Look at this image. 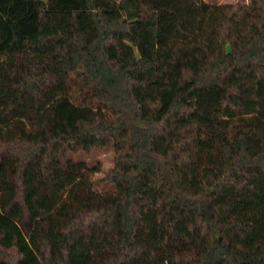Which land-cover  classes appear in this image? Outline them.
<instances>
[{"label":"trees","instance_id":"trees-1","mask_svg":"<svg viewBox=\"0 0 264 264\" xmlns=\"http://www.w3.org/2000/svg\"><path fill=\"white\" fill-rule=\"evenodd\" d=\"M0 264H264V0H0Z\"/></svg>","mask_w":264,"mask_h":264},{"label":"rangeland","instance_id":"rangeland-1","mask_svg":"<svg viewBox=\"0 0 264 264\" xmlns=\"http://www.w3.org/2000/svg\"><path fill=\"white\" fill-rule=\"evenodd\" d=\"M250 0H218L220 3L225 2H242L248 3ZM23 58V56H22ZM21 59V58H19ZM37 126L30 124L29 130L31 132L35 131ZM84 160L88 163L90 167L93 169L90 170L91 177L95 180L96 185L100 186H107L105 181L103 180L105 174L109 170V168L113 165V151L110 148H100L94 151L89 155L84 154ZM196 205L199 208V211L206 215L210 216V206H209V196L204 194L196 199Z\"/></svg>","mask_w":264,"mask_h":264}]
</instances>
